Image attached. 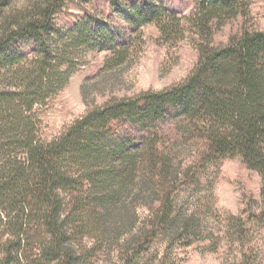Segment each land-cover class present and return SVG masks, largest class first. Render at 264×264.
<instances>
[{"label":"trees","instance_id":"1","mask_svg":"<svg viewBox=\"0 0 264 264\" xmlns=\"http://www.w3.org/2000/svg\"><path fill=\"white\" fill-rule=\"evenodd\" d=\"M67 1L16 8L0 0V264H96L102 252L117 253L116 264H170L163 240H211L216 251L226 239L255 252L252 227L264 221V30L245 26L227 45L212 41L226 21L248 16L250 0H197L190 18L160 2L131 3L125 32L95 15L61 30ZM188 21L200 56L184 81L112 99L42 139L38 107L67 85L84 49L107 50L118 66L144 26L170 42L185 37ZM235 156L263 185L257 220L229 216L231 234L202 223L211 196L205 209L185 204Z\"/></svg>","mask_w":264,"mask_h":264},{"label":"rangeland","instance_id":"2","mask_svg":"<svg viewBox=\"0 0 264 264\" xmlns=\"http://www.w3.org/2000/svg\"><path fill=\"white\" fill-rule=\"evenodd\" d=\"M33 1L13 0V6L24 7ZM150 1L163 3L170 11L184 18H190L197 6V0H120L122 4L115 9L109 0H74L65 3L57 15V21L61 30L72 29L79 21L95 15L115 30L125 32L129 27L125 13L131 8V3L144 5ZM184 24L185 37L170 42L163 39L156 25L144 26L137 38L133 35L136 43L130 59L118 66L108 63L111 56L109 51L84 49L80 64L67 85L46 105L38 107L42 139H53L88 110L112 99L131 98L149 89L163 90L184 81L196 67L200 56L197 30L192 28L189 21ZM245 26L264 30V0H250L246 18L239 15L215 29L213 46L227 45L232 37L243 32ZM197 153L181 152L180 156L187 159ZM204 183L206 187L200 189L194 199L187 201L185 208L199 206L205 209L208 196H211L209 201L212 208L203 210L202 214V223L206 226L233 234L234 230L228 226L229 216L249 217L252 222L257 220L263 178L259 172L249 169L241 157L221 161L217 169L209 172ZM255 223L256 227L251 225L254 227L255 252L249 249L247 255H243L239 243L226 239L216 251L211 246V240L195 242L191 246H186L180 240H163L157 246L175 258L170 264H264V221L258 219ZM116 261L117 253L102 252L96 264H116Z\"/></svg>","mask_w":264,"mask_h":264}]
</instances>
